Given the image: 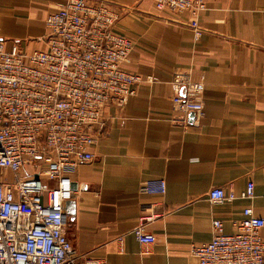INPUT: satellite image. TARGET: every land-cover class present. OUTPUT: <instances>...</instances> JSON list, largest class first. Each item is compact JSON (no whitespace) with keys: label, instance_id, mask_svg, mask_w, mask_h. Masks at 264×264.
<instances>
[{"label":"crops","instance_id":"obj_1","mask_svg":"<svg viewBox=\"0 0 264 264\" xmlns=\"http://www.w3.org/2000/svg\"><path fill=\"white\" fill-rule=\"evenodd\" d=\"M59 1L0 0L4 46L43 48L45 19ZM90 1L118 13L115 30L134 41L122 68L144 80L125 105L104 108L92 160L70 174L72 250L106 264H198L190 247L212 238L213 219L231 233L246 207L264 218V0H204L197 39L187 12H159L153 0ZM173 71L203 84L202 115L186 113L185 123L171 103ZM158 178L165 193L140 191ZM249 180L252 199L208 200L214 187L239 195ZM142 218L153 243L132 233Z\"/></svg>","mask_w":264,"mask_h":264},{"label":"built area","instance_id":"obj_2","mask_svg":"<svg viewBox=\"0 0 264 264\" xmlns=\"http://www.w3.org/2000/svg\"><path fill=\"white\" fill-rule=\"evenodd\" d=\"M153 3L159 12H187L194 38L199 37L204 0ZM117 19L105 3L60 0L45 19L43 48H6L0 37V264H106L73 252L64 204L73 196L70 174L93 158L106 123L104 108L125 105L144 80L122 68L134 41L115 30ZM170 85L181 123L186 113L202 115L201 82L173 71ZM165 190L163 178L140 186L148 194ZM207 196L213 204L252 199L254 183L247 181L239 195L214 187ZM242 214L231 221V233H224L221 220H212V238L190 247L198 264H264V218L251 207ZM145 221L140 219L132 233L140 243H153Z\"/></svg>","mask_w":264,"mask_h":264},{"label":"water","instance_id":"obj_3","mask_svg":"<svg viewBox=\"0 0 264 264\" xmlns=\"http://www.w3.org/2000/svg\"><path fill=\"white\" fill-rule=\"evenodd\" d=\"M193 118H194V113H192V112L189 113V120H191ZM72 187H73V185H72ZM64 206H65V210H66L67 214H69V215L73 214V204L71 203L70 200H67L65 202Z\"/></svg>","mask_w":264,"mask_h":264}]
</instances>
